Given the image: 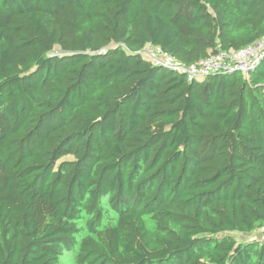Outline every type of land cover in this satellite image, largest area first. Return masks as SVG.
Segmentation results:
<instances>
[{"label": "trees", "instance_id": "16d2710c", "mask_svg": "<svg viewBox=\"0 0 264 264\" xmlns=\"http://www.w3.org/2000/svg\"><path fill=\"white\" fill-rule=\"evenodd\" d=\"M263 38L264 0H0V264H264V59L142 53Z\"/></svg>", "mask_w": 264, "mask_h": 264}, {"label": "built area", "instance_id": "2783aa9c", "mask_svg": "<svg viewBox=\"0 0 264 264\" xmlns=\"http://www.w3.org/2000/svg\"><path fill=\"white\" fill-rule=\"evenodd\" d=\"M142 53L154 65H160L173 71L185 73L189 80L200 78L214 71L250 72L264 59V38L239 50H218L212 56L201 59L194 64L185 65L176 60L160 47L147 46Z\"/></svg>", "mask_w": 264, "mask_h": 264}, {"label": "rangeland", "instance_id": "374dc122", "mask_svg": "<svg viewBox=\"0 0 264 264\" xmlns=\"http://www.w3.org/2000/svg\"><path fill=\"white\" fill-rule=\"evenodd\" d=\"M145 48H147V46ZM72 158H73L72 156H66L62 160H65V159L68 160V159H72ZM250 237L251 238L256 237L255 239L263 240L264 239V228L259 229L256 233L251 234V235H247V236H244L243 234L238 235V238H240V239H247V238L251 239Z\"/></svg>", "mask_w": 264, "mask_h": 264}]
</instances>
